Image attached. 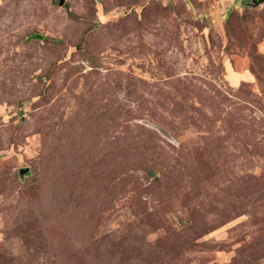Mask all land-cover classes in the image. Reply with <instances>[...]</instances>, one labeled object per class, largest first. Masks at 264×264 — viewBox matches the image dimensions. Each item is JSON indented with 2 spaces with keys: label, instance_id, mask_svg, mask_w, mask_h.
Instances as JSON below:
<instances>
[{
  "label": "rangeland",
  "instance_id": "obj_1",
  "mask_svg": "<svg viewBox=\"0 0 264 264\" xmlns=\"http://www.w3.org/2000/svg\"><path fill=\"white\" fill-rule=\"evenodd\" d=\"M0 264H264V2L0 0Z\"/></svg>",
  "mask_w": 264,
  "mask_h": 264
},
{
  "label": "water",
  "instance_id": "obj_2",
  "mask_svg": "<svg viewBox=\"0 0 264 264\" xmlns=\"http://www.w3.org/2000/svg\"><path fill=\"white\" fill-rule=\"evenodd\" d=\"M254 1H256V3L264 2V0H254ZM64 2H65V0H60V4H63ZM25 171H28V168H22L21 174L25 173Z\"/></svg>",
  "mask_w": 264,
  "mask_h": 264
}]
</instances>
